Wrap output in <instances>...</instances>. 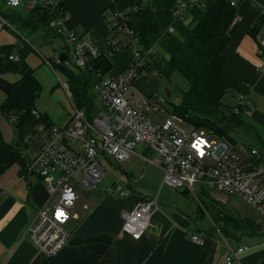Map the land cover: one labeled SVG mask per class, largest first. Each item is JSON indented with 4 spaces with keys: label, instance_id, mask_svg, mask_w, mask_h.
Returning a JSON list of instances; mask_svg holds the SVG:
<instances>
[{
    "label": "built area",
    "instance_id": "built-area-1",
    "mask_svg": "<svg viewBox=\"0 0 264 264\" xmlns=\"http://www.w3.org/2000/svg\"><path fill=\"white\" fill-rule=\"evenodd\" d=\"M237 1L230 0V5L236 6ZM196 2L198 0H178L173 8L174 19L185 24L190 22L187 11ZM3 5L7 9H44L50 29L64 37L65 46L72 52L69 62L75 68H84L91 58L99 56L100 53L87 39L66 28L68 13L59 7V0H19L16 5L12 4V0H3ZM117 16L118 20L125 21V11L117 9L116 15L113 13L112 25L131 35L126 26L119 24ZM6 26L10 24L0 13V30ZM173 29V26L168 27L169 32ZM257 42L258 54L264 59V34ZM8 58L18 61L19 55L10 54ZM144 62L145 56L137 47L130 63L116 75H102L96 71L93 89L100 99V108L90 119L83 109L72 102L70 117L65 124L53 123L47 128L39 125L38 131L42 137L40 148L28 159L26 170L41 178L48 200L36 209L23 232L38 254L52 257L69 243L66 224L72 217L77 199L72 178L78 174L76 182L90 189L104 177L101 159L120 163L132 154L161 168L163 183L170 187L184 188L195 195L197 185L199 189L209 192L217 190L229 198L241 199L258 213L257 223L264 233V155L260 149L248 147L251 163L245 167L240 163L237 152L229 147V142L214 139L204 130L196 129L174 115L153 122L155 118L150 114L156 115L161 110L159 104L164 103V98L153 94L154 97H150L132 89ZM64 90L71 99L66 84ZM234 102L230 111L237 114L246 99L240 94ZM36 116L39 114L36 113ZM182 123L187 124L188 129H184ZM199 140L204 143L197 149L193 145ZM138 145L143 152L135 151ZM147 152L156 156L147 159ZM69 189L73 202L67 206L64 195ZM114 190L123 197L129 194L128 188L118 183L114 185ZM58 207L67 219H57L55 212ZM155 209L157 204L154 198L137 202L131 210L121 214L122 231L133 239H139L149 227ZM201 235L204 234L190 233V239L199 242ZM222 244L225 264H234L238 255L249 249L243 243L232 245L224 237Z\"/></svg>",
    "mask_w": 264,
    "mask_h": 264
},
{
    "label": "trees",
    "instance_id": "trees-1",
    "mask_svg": "<svg viewBox=\"0 0 264 264\" xmlns=\"http://www.w3.org/2000/svg\"><path fill=\"white\" fill-rule=\"evenodd\" d=\"M177 1L130 0L125 11L126 20L120 21L116 17L119 24L131 31V41L137 42L141 54L145 56L138 76L143 71L164 78L179 73L188 81L189 87L182 93L179 102L172 106L171 114L196 129L204 130L211 137L234 144L231 133L237 134L240 128L251 127L242 119L244 109L249 106L247 103L250 87L246 81L234 79L224 67L223 50L229 42L228 28L236 16V7L230 5V0H198L188 9L190 22L185 24L173 17V8ZM69 4V0H59V7L64 10H67ZM117 9L112 5L111 11L115 15ZM0 13L10 25L13 18L32 31L42 27L50 29L48 18H45L47 13L40 7L29 10L25 16H20L19 13L6 15L1 10ZM170 26L174 27L172 32L168 31ZM113 29L116 32L121 31L114 25L110 31ZM106 39L112 53L127 46L121 45L113 37L108 38V34ZM19 46L0 45V91L3 93L0 112L15 120L14 127L18 138L25 140L26 146L36 154L42 139L38 131L39 125L43 124L47 128L54 122L48 114L36 109V100L40 96L42 85L34 75V70L24 60V53L29 46ZM14 47L17 48L18 61L8 58ZM62 50L65 52L60 53H65V61H56L54 65L66 77L72 102L83 109L90 119L100 108L95 103V94L91 92L96 81V71L105 75L112 69V63L105 55L99 54L96 58H91L84 68L73 71L67 64V47L64 46ZM8 72L17 73L18 79L9 81L3 78L2 75ZM240 94L245 97L246 102L241 104L242 109L236 114L230 110L235 105L234 99ZM153 95L148 96L154 97ZM227 95L231 97L230 102L225 99ZM260 146L259 149L264 155V140H261ZM22 147L7 142L0 131V175L14 163L20 166L21 171L26 170ZM200 197V203L215 228L228 240L238 243L244 235L252 236L261 232L257 222L228 210L208 190L202 189ZM92 241L109 242V239L95 237L73 243ZM49 260L50 257L38 254L30 264H47Z\"/></svg>",
    "mask_w": 264,
    "mask_h": 264
},
{
    "label": "crops",
    "instance_id": "crops-1",
    "mask_svg": "<svg viewBox=\"0 0 264 264\" xmlns=\"http://www.w3.org/2000/svg\"><path fill=\"white\" fill-rule=\"evenodd\" d=\"M69 2L66 28L87 39L100 54L105 55L112 63V69L107 75H116L132 60L134 47L122 63L117 59L118 54L110 51L106 34H109L113 20L111 7L113 5L126 10L130 0ZM235 7L236 16L228 28L229 42L223 50L224 67L234 79L246 81L249 85V106L244 109L243 116L250 117L253 125H259L264 131V59L258 54L257 42L264 34V0H238ZM23 9H7L3 0H0V10L6 15L19 13L22 16ZM60 37L65 46L64 37ZM13 41L14 39L8 44H15L16 41ZM19 45L20 48L23 46ZM60 51L64 50H59L58 55ZM147 84L148 80H143L138 85L134 82L137 88ZM140 90L145 95L154 94ZM36 109L47 114L40 111L37 104ZM48 116L57 125H63L69 120L70 112L60 123L51 115ZM7 172L5 176L0 175V264H30L38 254L23 232L36 209L48 200V195L43 181L37 175L20 169ZM148 178L146 176L145 180L148 181ZM120 179L129 190L128 196H121L123 199L116 201L106 196L90 212L86 203L82 202L79 208L77 193L72 217L66 224V228L70 230L69 243L50 257L47 264H225V250L220 238L210 232L181 228L168 218L174 212L172 209L160 211L157 207L151 216L149 227L139 239H133L124 233L120 212L129 211L137 202L152 197L144 193L143 188L146 187L143 186V181L141 184L136 180L132 181L129 173H122ZM161 182V174H157L156 185ZM163 187L161 185V193ZM164 200L169 204L166 197ZM190 233L204 235L199 237V242H195L190 239ZM220 236L222 239L223 236ZM95 237H105L109 242L73 243ZM234 264H264V239L252 242L247 251L238 255Z\"/></svg>",
    "mask_w": 264,
    "mask_h": 264
},
{
    "label": "rangeland",
    "instance_id": "rangeland-1",
    "mask_svg": "<svg viewBox=\"0 0 264 264\" xmlns=\"http://www.w3.org/2000/svg\"><path fill=\"white\" fill-rule=\"evenodd\" d=\"M21 14L22 16L27 15L26 10L23 9ZM11 25L0 30V45H2L1 43H4L3 45L8 44V42L14 39L13 42L16 41L14 45L21 44L23 46H29V49L24 53V60L26 64L34 70V75L42 85L40 96L36 100L37 107L40 111L47 112V114L51 115L57 123H60L63 117L66 116L67 113L71 112L72 104V99H69L64 90L66 77L54 65L57 61L59 50L64 47L63 40L53 29H45L42 27L37 31H32L31 29L20 25L19 21L13 18L11 19ZM110 37H113L116 41H120L121 45L127 44V46L120 50L121 52H114V54H118L117 59L120 61L119 63H122V61L128 58L133 50V47L134 49H137L136 47H138L136 42L133 40L131 41L130 37L125 32H116L113 29L108 34V38ZM15 52H17V48L14 47L11 54H14ZM68 60H72V52L70 50H68ZM112 60H114V58ZM113 66H115L114 62ZM68 67L73 71L77 70L70 62L68 63ZM2 77L9 81H15L18 79L19 75L17 73L8 72L3 74ZM143 80H148L150 86L149 84L143 87L140 85L137 88L134 85V82L138 85V83ZM134 82L132 84V89L134 88L140 92V89H142L146 93H157L165 100L164 103L161 105L159 104L161 110L156 115L150 114L151 117L155 118L153 119V122L161 121L165 117L171 116L172 106L179 102L182 93L189 87L188 81L179 73H173L170 78H164L159 77L155 73L143 71L139 76H137ZM148 86L150 87L151 92H149L150 89ZM167 89L170 90V97H167L165 94ZM91 92L95 94V103L100 106V99L96 95L95 90L92 89ZM2 98L3 93L0 91V100ZM225 99L229 101L231 97L227 95L225 96ZM251 107L253 108V106ZM242 119L251 126L254 123L250 117L242 116ZM14 125L15 120L13 118H7L0 112V131L2 136L7 142H12L14 144L20 142L18 147L23 146L21 153L25 157L27 163L29 161L28 159H30L34 154L30 150V147L26 146L25 140L18 138ZM181 126L184 129H188L187 124L182 123ZM231 135L235 141L234 144L230 143L229 147H232L233 150L237 152L240 163L243 166L246 167L250 165L251 158L247 154L248 147L254 146L258 149L261 148V140H264V131L259 125H255L254 128L251 127V129L240 128L237 134L231 133ZM212 138L218 139L216 137ZM135 151L138 153L143 152L140 145L136 146ZM155 156V153L147 152L145 154V158L147 159L154 158ZM101 164L104 169V177L90 189L85 187L81 182H76L78 174L72 178L79 196V208L83 202L87 204L88 211H91L94 207L102 203L106 196L112 197L115 201L117 199H123V197H121L114 190V185L116 183L123 185L120 175L126 172L132 175V181L136 180L138 184H141L143 181V186L146 187L143 188L144 193L156 199V204L160 211H170L172 209L176 213L183 214L190 222L189 229H193L195 232H210L222 241L220 233L217 231L211 218L208 216L207 212L200 203L202 189H199L197 185H195V195L192 194L191 191H186L184 188L175 189L173 187H169L163 183V171L161 168L133 154L129 159L120 163H117L114 160L109 161L101 159ZM19 169L20 166L17 163H14L6 170V172L3 173L2 176L8 174L7 171ZM157 174H161L162 182L156 185L155 178ZM146 176L149 177L148 181L145 180ZM161 185L164 186L162 193ZM210 194L220 203L224 204L225 208L228 210L240 214L244 218L257 222L259 218L258 213L241 199L229 198L227 195L217 190L211 191ZM163 197L168 199L169 204L165 202ZM122 213L123 212H120L119 215L121 218ZM66 229L67 232L70 231L68 227ZM262 239H264V233L258 232L252 236L244 235L238 243L233 240H227L232 245L243 243L250 246L255 240L259 241Z\"/></svg>",
    "mask_w": 264,
    "mask_h": 264
},
{
    "label": "water",
    "instance_id": "water-1",
    "mask_svg": "<svg viewBox=\"0 0 264 264\" xmlns=\"http://www.w3.org/2000/svg\"><path fill=\"white\" fill-rule=\"evenodd\" d=\"M45 18L47 19L48 16H45ZM66 59V56H65V53L64 52H61L59 55H58V60L61 61V62H64ZM165 94L167 97H170V90L167 89L165 91ZM20 144L17 143L16 146H19ZM168 218L173 221L174 223H176L178 226H180L181 228H188L189 225H190V222L187 220L186 217H184L183 215L179 214V213H176V212H173L171 213Z\"/></svg>",
    "mask_w": 264,
    "mask_h": 264
},
{
    "label": "clouds",
    "instance_id": "clouds-1",
    "mask_svg": "<svg viewBox=\"0 0 264 264\" xmlns=\"http://www.w3.org/2000/svg\"><path fill=\"white\" fill-rule=\"evenodd\" d=\"M18 3H19V0H12V4L13 5H16ZM203 143H204L203 140H199L193 146L196 147L197 149H199L200 148V145L203 144ZM72 202H73V195H72L71 190L69 189V190H67L65 192V195H64V203H65V205L70 206V205H72ZM61 212H63V211H61V209L58 207L56 209V212H55V215H56L57 219H61V218L62 219H67V217L65 216L64 212H63V215H61Z\"/></svg>",
    "mask_w": 264,
    "mask_h": 264
},
{
    "label": "snow or ice",
    "instance_id": "snow-or-ice-1",
    "mask_svg": "<svg viewBox=\"0 0 264 264\" xmlns=\"http://www.w3.org/2000/svg\"><path fill=\"white\" fill-rule=\"evenodd\" d=\"M61 215H63V212H61Z\"/></svg>",
    "mask_w": 264,
    "mask_h": 264
}]
</instances>
